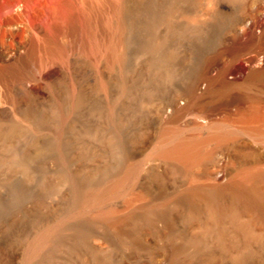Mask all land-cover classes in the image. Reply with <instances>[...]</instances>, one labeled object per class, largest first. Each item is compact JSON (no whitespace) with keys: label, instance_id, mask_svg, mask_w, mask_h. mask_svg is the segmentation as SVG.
<instances>
[{"label":"rangeland","instance_id":"rangeland-1","mask_svg":"<svg viewBox=\"0 0 264 264\" xmlns=\"http://www.w3.org/2000/svg\"><path fill=\"white\" fill-rule=\"evenodd\" d=\"M257 70L264 0H0V264H264Z\"/></svg>","mask_w":264,"mask_h":264},{"label":"bare ground","instance_id":"bare-ground-1","mask_svg":"<svg viewBox=\"0 0 264 264\" xmlns=\"http://www.w3.org/2000/svg\"><path fill=\"white\" fill-rule=\"evenodd\" d=\"M121 7H122L121 4L117 3L114 12L119 13L121 11ZM105 23L110 27L112 26V35L113 34L118 35V29H117L118 27L116 26V28H114V24L111 19H107ZM68 24H69L68 29L70 31H74L76 29V23L74 18H70ZM59 31H64V28L60 27ZM86 38L87 39H85L83 43L84 44L83 49L85 51L89 52L99 48V49H103L111 58L114 59L121 58V53L119 52L117 47L118 41L114 39L113 36L106 41L104 40L97 41L94 38V36H92L91 34H89ZM254 75L262 76L264 75V70H257L254 72ZM204 141H205V137H176L171 135L161 145V147L159 148V152L163 154L175 156L181 159L182 161H184L187 165H189L196 161H199L204 156V152H203ZM246 174L254 178L264 177V171H247ZM124 178L125 176L115 178L114 180H111L110 183H108L105 187H100L94 184H88L85 190L83 188L79 189L78 196H79L80 206L89 205L91 203L103 199V197H105L106 194L115 191L123 183ZM234 187L241 193V195H243V193L245 192L239 190V185L237 183L234 184ZM244 196L249 201L251 200V197H253L254 202L260 200V195L255 193V191L253 192L252 196L249 193L245 194ZM46 234L47 233L41 235L36 240L34 244L35 247H38L41 243H43V241L46 238Z\"/></svg>","mask_w":264,"mask_h":264}]
</instances>
